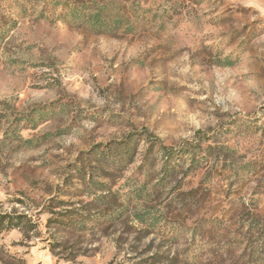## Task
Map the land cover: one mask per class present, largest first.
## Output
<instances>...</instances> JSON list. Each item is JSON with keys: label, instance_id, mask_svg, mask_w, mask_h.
<instances>
[{"label": "rangeland", "instance_id": "rangeland-1", "mask_svg": "<svg viewBox=\"0 0 264 264\" xmlns=\"http://www.w3.org/2000/svg\"><path fill=\"white\" fill-rule=\"evenodd\" d=\"M128 1L133 33L31 15L1 49L0 264H264V0ZM146 133L225 154L149 172Z\"/></svg>", "mask_w": 264, "mask_h": 264}, {"label": "trees", "instance_id": "trees-1", "mask_svg": "<svg viewBox=\"0 0 264 264\" xmlns=\"http://www.w3.org/2000/svg\"><path fill=\"white\" fill-rule=\"evenodd\" d=\"M53 15L54 20L71 26L83 28L95 34H128L137 29L139 15L135 1L128 0H0V55L5 41L10 37L22 18L37 15L40 18ZM147 135V136H146ZM149 145L144 153L145 169L149 172L160 164L165 176L170 175L184 162L199 166L212 154L221 159L225 154L224 145L210 135L199 134L195 140L187 141L180 147H168L147 133ZM217 142V146L214 143ZM137 141L131 138L121 143L117 149H100V158L111 165L119 166L132 160L133 145ZM227 162L229 157H225ZM227 160V161H226ZM147 171V172H148ZM9 215L0 214V227ZM260 251L264 253V238Z\"/></svg>", "mask_w": 264, "mask_h": 264}]
</instances>
